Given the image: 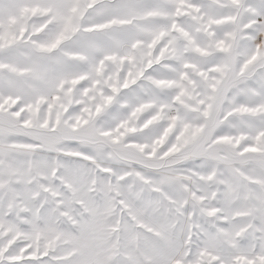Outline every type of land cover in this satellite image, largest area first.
<instances>
[{
    "label": "snow or ice",
    "instance_id": "6c2138e0",
    "mask_svg": "<svg viewBox=\"0 0 264 264\" xmlns=\"http://www.w3.org/2000/svg\"><path fill=\"white\" fill-rule=\"evenodd\" d=\"M0 264H264V0H0Z\"/></svg>",
    "mask_w": 264,
    "mask_h": 264
}]
</instances>
